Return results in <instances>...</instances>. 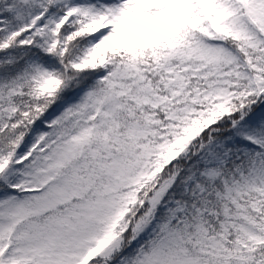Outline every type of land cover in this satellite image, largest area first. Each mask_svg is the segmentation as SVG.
<instances>
[{"label": "snow or ice", "instance_id": "6c2138e0", "mask_svg": "<svg viewBox=\"0 0 264 264\" xmlns=\"http://www.w3.org/2000/svg\"><path fill=\"white\" fill-rule=\"evenodd\" d=\"M0 264H264V0H0Z\"/></svg>", "mask_w": 264, "mask_h": 264}]
</instances>
